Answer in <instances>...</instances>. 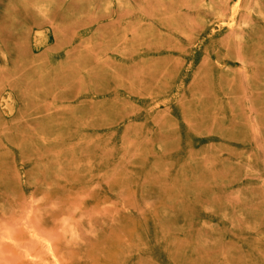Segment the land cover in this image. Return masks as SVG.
I'll return each instance as SVG.
<instances>
[{
  "label": "rangeland",
  "instance_id": "374dc122",
  "mask_svg": "<svg viewBox=\"0 0 264 264\" xmlns=\"http://www.w3.org/2000/svg\"><path fill=\"white\" fill-rule=\"evenodd\" d=\"M0 264H264V0H0Z\"/></svg>",
  "mask_w": 264,
  "mask_h": 264
}]
</instances>
